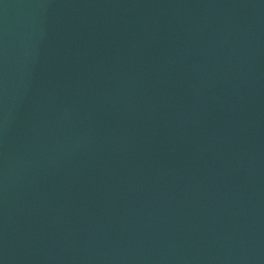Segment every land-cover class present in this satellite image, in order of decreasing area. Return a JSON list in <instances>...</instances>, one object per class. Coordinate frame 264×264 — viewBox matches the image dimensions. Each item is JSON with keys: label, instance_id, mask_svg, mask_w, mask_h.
Masks as SVG:
<instances>
[{"label": "water", "instance_id": "water-1", "mask_svg": "<svg viewBox=\"0 0 264 264\" xmlns=\"http://www.w3.org/2000/svg\"><path fill=\"white\" fill-rule=\"evenodd\" d=\"M0 264H264V0H0Z\"/></svg>", "mask_w": 264, "mask_h": 264}]
</instances>
